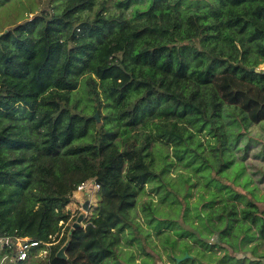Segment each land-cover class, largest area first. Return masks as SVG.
<instances>
[{"label": "trees", "instance_id": "1", "mask_svg": "<svg viewBox=\"0 0 264 264\" xmlns=\"http://www.w3.org/2000/svg\"><path fill=\"white\" fill-rule=\"evenodd\" d=\"M29 2L0 32V237L52 244L0 264H264V0Z\"/></svg>", "mask_w": 264, "mask_h": 264}, {"label": "rangeland", "instance_id": "2", "mask_svg": "<svg viewBox=\"0 0 264 264\" xmlns=\"http://www.w3.org/2000/svg\"><path fill=\"white\" fill-rule=\"evenodd\" d=\"M29 6H30L29 0L1 1L0 2V32L10 27V24L13 21V19L22 17L24 14L25 16H28L26 12L29 10ZM262 67L264 68V65H262ZM99 122H101L100 119ZM254 160H259V159H254ZM259 187H261V185H258V188ZM98 202H100L98 187L95 184H93L91 181L86 182V185L83 190L77 189L73 193L72 199L67 206L72 213L71 217H73L69 222V224H71L72 226L80 224L83 216L92 213L95 205H97ZM64 226H66V224ZM183 256L176 257V261L177 259H180ZM158 264H162V263L159 262Z\"/></svg>", "mask_w": 264, "mask_h": 264}, {"label": "built area", "instance_id": "3", "mask_svg": "<svg viewBox=\"0 0 264 264\" xmlns=\"http://www.w3.org/2000/svg\"><path fill=\"white\" fill-rule=\"evenodd\" d=\"M85 185L86 183H82L77 187V189L83 190ZM10 243H12L15 247V255L13 256V260L19 263L23 262L27 258L28 252L32 248L38 247L40 244H44L47 247H49L52 244L50 239H47L45 242L41 243V241L30 239L27 236H18L15 234L12 235L11 237H6V236L0 237V246L3 247L4 245H9ZM47 253L48 250H42L43 255H46Z\"/></svg>", "mask_w": 264, "mask_h": 264}, {"label": "water", "instance_id": "4", "mask_svg": "<svg viewBox=\"0 0 264 264\" xmlns=\"http://www.w3.org/2000/svg\"><path fill=\"white\" fill-rule=\"evenodd\" d=\"M254 68H252L251 70H253ZM257 70V69H256ZM93 117L97 120V121H99V119H98V114H97V112H95L94 114H93ZM81 217V216H80ZM79 224H77V225H74L73 227H76V226H78ZM58 256H62L63 255V247L59 250V252H58V254H57ZM189 257V255L188 254H185L182 258H180V259H177V261H181V260H183V259H186V258H188Z\"/></svg>", "mask_w": 264, "mask_h": 264}]
</instances>
